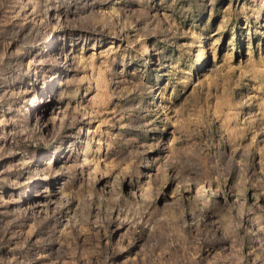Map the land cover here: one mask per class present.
<instances>
[{
    "label": "rangeland",
    "instance_id": "374dc122",
    "mask_svg": "<svg viewBox=\"0 0 264 264\" xmlns=\"http://www.w3.org/2000/svg\"><path fill=\"white\" fill-rule=\"evenodd\" d=\"M0 264H264V0H0Z\"/></svg>",
    "mask_w": 264,
    "mask_h": 264
}]
</instances>
